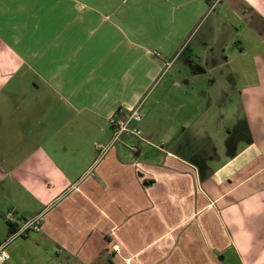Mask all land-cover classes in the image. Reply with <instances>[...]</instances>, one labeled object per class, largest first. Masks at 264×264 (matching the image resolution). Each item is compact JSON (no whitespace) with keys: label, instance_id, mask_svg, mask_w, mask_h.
Here are the masks:
<instances>
[{"label":"crops","instance_id":"crops-1","mask_svg":"<svg viewBox=\"0 0 264 264\" xmlns=\"http://www.w3.org/2000/svg\"><path fill=\"white\" fill-rule=\"evenodd\" d=\"M214 1L0 0V264H264V0Z\"/></svg>","mask_w":264,"mask_h":264},{"label":"built area","instance_id":"built-area-1","mask_svg":"<svg viewBox=\"0 0 264 264\" xmlns=\"http://www.w3.org/2000/svg\"><path fill=\"white\" fill-rule=\"evenodd\" d=\"M217 1L218 0H215L213 5L216 4ZM140 105L141 104L130 109L121 116H119V113H114V115H112L110 118L113 128L111 139L107 143L95 144L98 158H101L103 155H105V153H107V151L117 142L123 132H129L135 136H140V129L136 128V123L139 122L142 117L139 112ZM10 215L12 214L8 213V221L12 222L15 226L8 237L3 241H0V260L8 257V253L5 250V247L8 243L17 237L24 236L31 231L39 230L43 219L42 213H38L28 219H22V221H20V219L17 220L14 217H10ZM16 223L19 224L16 225Z\"/></svg>","mask_w":264,"mask_h":264},{"label":"rangeland","instance_id":"rangeland-1","mask_svg":"<svg viewBox=\"0 0 264 264\" xmlns=\"http://www.w3.org/2000/svg\"><path fill=\"white\" fill-rule=\"evenodd\" d=\"M208 15H206L207 17ZM205 17V18H206ZM210 55H212V53L208 52ZM186 54H187V50H184L182 52V54L180 55L179 59L177 60V63L175 65V68H180L179 65L182 63V61L186 58ZM203 54V53H202ZM204 54H207L206 52ZM191 57L194 59L195 63L192 64H197L199 61L197 59V57H195L194 55H191ZM206 61V55L204 57H202V61L199 63L200 66H197L195 69H193L192 67L189 66V63H185L186 65V70L187 73H191L193 75H195L196 79H191V84L190 86L196 90L200 89L205 92L212 95V97L214 98V101H219L221 99L224 98V88L225 86H227V84L225 83H220V81L213 83V84H209L211 82V80H209V76L210 75H215V77H218V75L220 74L219 69H216L214 67H206L205 63ZM196 80V81H195ZM230 91V90H229ZM232 104L229 103V101L227 99H225V103L224 105L221 107V111L219 109L216 108V113L220 114L218 121H220V123H222V126H226L228 128H230L232 130L233 125L236 123L235 119L232 120V116L231 113H233L232 110H234L236 112V107L235 106H231ZM220 105H218L219 107ZM225 114V115H224ZM224 115V116H222ZM240 118H242V115L240 116ZM239 120V119H236ZM53 136V134L48 137L51 138ZM222 153H225V150L222 149ZM213 168H217V163L212 165ZM4 204V199H2L0 197V205ZM6 205V203H5ZM9 206L8 204L6 205ZM5 209V208H4ZM9 210H11V208L6 209L5 210V214L7 215V213L9 212ZM2 212H0V235L4 233L5 231V224L7 222L8 219H6L8 216H6V218L1 215ZM20 217V215H18ZM28 217L30 218V216H25V219H28ZM23 217L20 218V221H22ZM6 220V221H5Z\"/></svg>","mask_w":264,"mask_h":264},{"label":"trees","instance_id":"trees-1","mask_svg":"<svg viewBox=\"0 0 264 264\" xmlns=\"http://www.w3.org/2000/svg\"><path fill=\"white\" fill-rule=\"evenodd\" d=\"M7 226L10 233L13 231L15 225L12 222L7 221Z\"/></svg>","mask_w":264,"mask_h":264}]
</instances>
